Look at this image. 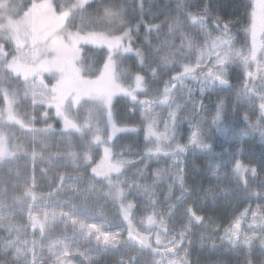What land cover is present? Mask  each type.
I'll return each mask as SVG.
<instances>
[{
  "label": "snow or ice",
  "instance_id": "1",
  "mask_svg": "<svg viewBox=\"0 0 264 264\" xmlns=\"http://www.w3.org/2000/svg\"><path fill=\"white\" fill-rule=\"evenodd\" d=\"M14 3L15 11L10 19L0 21V170H5L0 175V264H82L78 257H83L88 264H93V253L106 252L110 248L122 243L136 248L137 252L148 253L152 256V264H200L197 259H191L193 255V228L192 221L200 225L211 217L196 215L191 207L186 209L188 223L180 224V230L176 229L173 220L169 226L161 219H155L156 213L142 219L140 223L146 224L147 235L136 232L132 227L130 213L134 206L132 203L120 205V213L128 222L127 239H123V232H110L105 230V224L88 223L86 219H78L79 209L86 210V202L90 196L99 191L94 181L104 182L105 195L112 198L113 202L123 201L125 198V186L139 192L140 184L136 180H129L125 176V165L133 162L123 159L120 153H116L113 147L107 146L112 142L118 132L138 131L136 127H118L114 119L115 104L119 96L130 97L133 102L141 106V116L146 121L144 127V140L146 143L154 141L155 147H149L146 155L172 157V166H179L182 172V156L189 148L211 150V144L207 142V136L200 124L206 118L189 125L193 129L186 143H181L178 138L179 120L175 111H170L163 121V132L159 130L160 113L156 111L161 105H171L170 93L172 89L167 86L164 89L163 100L137 99V92L145 88V78L139 73L134 75V87L126 81L132 79L131 73L119 71L114 54H126L133 51L132 29L125 27L127 21V4L125 0H10ZM196 7L195 12L185 11ZM210 0H204L202 5H196L194 0H179L176 5L177 16L168 25V32H178L182 38L181 45H171L174 51L172 57L188 61L180 65L181 71L171 76L166 83L179 82L184 85L186 79L196 81L199 85L201 96L206 91L214 89L217 84L232 87L229 69L238 68L243 75L242 83L236 88L235 100L245 102L248 110L243 119L246 127L238 130L241 138L258 133L261 142H264V0H242L240 15L224 20L215 10ZM48 17V24L37 25L36 14ZM184 18H190L194 24L198 23L199 33L196 40L189 39L185 53L181 31ZM211 20L212 27H209ZM78 21V22H77ZM120 21V23H116ZM248 23L243 28H236L243 22ZM142 21H137L135 28L138 30ZM157 31L160 25L155 26ZM219 33L213 36L212 29ZM235 28V31L233 29ZM54 32L59 39L53 43L49 32ZM243 32L244 42L236 46L237 35ZM128 43H125V42ZM199 45V47H196ZM90 46L103 51L107 49L108 59L104 63L103 71L95 79L88 78L95 69L89 62ZM104 46V47H100ZM139 49L136 56L141 57ZM195 57V63L191 60ZM165 64L169 63V56L162 57ZM175 67L176 65L173 64ZM155 74V69H153ZM54 81L47 82L48 79ZM176 84L173 83V88ZM192 89H189V98ZM29 104L31 113L27 111L21 114V105ZM201 111L204 108L203 101L193 102ZM224 99L216 104V113L211 123L216 125L217 132L227 131L223 128ZM43 109L37 115V110ZM86 111L88 116L85 123H80L81 113ZM235 111V109H234ZM95 114V125L91 119ZM255 115V119H253ZM106 116V124L109 127L106 139L101 135L103 122ZM55 121L60 125L48 121ZM37 123H43L44 127L37 128ZM16 126L27 129L33 135L31 141H21L15 131ZM87 129V131H86ZM87 132H92L91 140H86ZM76 134L82 142L84 151L75 150L74 138ZM58 136L60 141L54 145L55 152L50 151L53 145L44 144L43 141ZM40 145V156L48 152V160L55 169L72 167L73 171L58 172V175L50 183L51 191L47 195H40L39 200L44 202L43 207L33 212L35 203L27 205L28 220L33 229L32 239H28L27 225H19L16 221V208L22 197L16 195L20 185L13 183L12 168L14 161L26 159L29 156L27 149H32L33 162L37 158L36 146ZM102 147V155L99 160H94L91 151L94 147ZM238 149V153H239ZM84 162V163H82ZM91 165V172L78 173L80 167L87 168ZM47 172V169L43 170ZM233 179L236 182V190L242 191L235 205H233V218L223 226L222 242L235 247L247 249L245 264H264V178L260 180L262 185L259 191L251 187L248 172L252 173L254 180L258 175L255 167L249 169L239 159L235 161ZM157 179L158 173L153 174ZM88 178L86 187L81 184ZM140 180L147 179V173H141ZM181 195H186L190 190L184 186V176L179 177ZM58 181V183L56 182ZM27 184V180H25ZM33 185L27 187L23 198L31 197L37 201L38 197L32 191ZM199 185L194 191H198ZM227 191H232L231 189ZM227 194V192L225 193ZM155 195V193H153ZM175 193L169 187L165 193V199L170 200ZM205 195L215 197L211 189L205 190ZM258 203L253 206L252 198ZM199 197H197L198 199ZM179 199V198H178ZM81 200L82 204L75 203ZM159 201H156L158 203ZM246 202V206L239 209V204ZM68 210L65 211L64 209ZM57 209H60L58 212ZM148 211L147 207L141 209ZM57 219L65 224L70 220L72 234L66 232L62 237L43 241L52 235L49 232L51 222ZM208 228L218 231L220 224L209 223ZM155 229V231H153ZM36 230H39L40 239L37 240ZM80 236L84 240H95V248L83 249L81 242L75 237ZM154 238V239H153ZM211 236L200 235L201 248L204 247ZM259 241V259L254 255L253 245ZM215 244L211 245L214 249ZM47 253V256L45 255ZM120 264H136V257L132 256L127 261L123 259ZM205 264H214L208 260Z\"/></svg>",
  "mask_w": 264,
  "mask_h": 264
},
{
  "label": "rangeland",
  "instance_id": "2",
  "mask_svg": "<svg viewBox=\"0 0 264 264\" xmlns=\"http://www.w3.org/2000/svg\"><path fill=\"white\" fill-rule=\"evenodd\" d=\"M232 0H230L231 2ZM229 3V2H228ZM10 3L8 2H0V21L10 19L11 13L15 11V7L9 8ZM239 11L238 7L232 6V9H230L228 15L226 16V19L232 18L234 16L240 15L236 12ZM36 24L39 25H46L48 24V17L43 14H36L35 17ZM192 21V20H191ZM193 22V21H192ZM243 24V23H242ZM240 24V25H242ZM239 25V26H240ZM209 27L211 28V25L209 24ZM199 24L196 23L195 29H194V40H196L197 36L199 35L201 37V43L203 42L202 34L199 33ZM51 35V40L53 43H55L59 37L54 32H49ZM212 35L216 36L219 35L217 31L212 29ZM125 43H128L127 41ZM236 46H241L242 40H240V35L238 34L236 37ZM104 47V46H100ZM196 47H199V45H196ZM188 48V47H187ZM189 49V48H188ZM136 50L133 47V51L131 53L126 54H114V59L117 60V68L119 71H125L128 73H131L132 79L126 81V83H131L134 87V75L139 73L140 75L144 76L145 81V88L143 91L137 92V99H156V100H163L164 98V89L167 86L168 88L172 89L170 95V100L172 101L171 105H161L156 109L158 113H160L159 120V130L163 132V121L165 118L168 117V113L170 111H175L177 113V117L179 120L178 129H179V139L181 143H186L190 132L193 130L189 125V120H192L193 123H197L200 121L201 117L206 118L203 123L200 124V127L203 129L207 136V142L211 144V150L208 149H194L189 148L187 156H182V172L181 168L179 166H172V157H164V156H152L148 157L146 155L147 149L149 147L154 148L155 143L154 141L151 143H146L144 140V127L146 124V121L141 116V106L137 102H133L130 97H124L119 96L118 102L116 103L115 107V113H114V119L117 123L118 127H127L132 128L136 127L138 131L132 132H118L116 136L114 137L112 142H109L107 146L113 147L114 152L120 153L121 157L126 160H130L133 163L130 165L139 164V168L142 169V171L146 170L148 166L153 165V173H158L159 177L162 180V182L165 184L164 191H168L169 187H172V191L175 193V195L170 199L166 200L165 195L161 197L158 203L156 201L154 204H152V207L155 208V219L157 222H159L161 219L164 220L166 224L169 226L172 225L173 220L176 222V229L177 231L180 230V224H187L188 223V215L186 212V209L191 207L195 201H198L197 197L195 196L196 191L193 189V175L199 174L203 170L202 177L207 178V174L211 175H217L218 177H223L227 175L226 166L228 167L229 160L232 161L230 165L231 171L234 168V161L236 159H239L243 164L246 166H250V164H253V162L257 161L260 165V174H259V183H253L254 180L251 179L252 173L248 172V177L251 180V187L257 191H259L262 187L260 184V180L264 178V145L262 146V151L256 152L253 149L252 141L253 135L241 138L238 135V130L245 128L246 125H243V119H240V114L242 111V117L244 113L248 110V105L245 102L242 101H236L235 100V92L233 90H222V89H215L206 91L203 96H201L199 88L200 85L195 81V83L189 82L187 79L185 80V83L183 86L180 85L179 82H173L176 84V87L173 88V83H166L169 81L170 77H167V75L163 74H150L148 63L144 62V55L141 52V57L136 56ZM90 57V63L94 67L95 71L92 74H89L88 78L95 79L97 76L101 74L103 71L104 63L108 59L107 49L104 47L103 51H99L96 49V46H90V51L88 53ZM174 62L177 63V60L175 59ZM188 61L182 62L187 63ZM182 63H179L182 65ZM191 63H195V57L193 56ZM234 68V67H232ZM182 70V69H181ZM181 70H178L179 72ZM176 73H178L176 71ZM175 75V74H174ZM49 83H53L50 78L48 79ZM226 88V86H220ZM189 89H192L191 97L189 98ZM211 97V100H208V97ZM223 98L224 99V106H223V120L224 125H221L223 128L225 125L227 126V131H220L217 132L216 125H213L211 123L212 117L216 113V104L217 102ZM203 101L204 108L201 111L198 107L194 106L193 102ZM30 101L28 104L21 105L19 111L21 114L24 112L31 113V108L29 107ZM133 105V106H132ZM199 109V110H197ZM235 109V111H234ZM43 111V109L37 110V115L39 112ZM88 116V113L86 111H83L81 113V119L80 123H85V119ZM253 119H255V115H253ZM91 122L93 126L95 125V114H93V117L91 119ZM48 123L55 124L57 128L60 127L59 124H57L55 121H48ZM37 128L44 127L43 123H37L35 125ZM19 139L24 142L31 141L32 133L29 132L27 129H21L19 126H16L15 129ZM87 131V129H86ZM109 131V127L106 124V116L104 118L103 122V131L101 133L102 137L106 139L107 133ZM92 132H87V135L85 137L86 140H91ZM80 134H76L74 138V145L75 150L79 152H83L85 149L82 145V142L79 139ZM57 142H61L60 138L58 136L52 137L51 139H46L43 141L44 144L53 145V147L50 149V151L55 152L56 148L54 147ZM102 147L98 146L94 147L91 151V155L93 156L94 160H99L100 156L102 155ZM214 149V150H213ZM229 150L227 152L228 154L225 156L224 153L226 150ZM238 149L240 150L238 153ZM200 150H204L206 152H202ZM29 152V156L26 159H21L18 164L17 161H14L10 167L12 168V172L16 170L18 173L21 169L22 174L29 172L30 173V185H33V177L35 180V189L32 190L37 194V201H33L31 197H27L26 199L22 197L21 193L16 192V195H20L22 197L21 201L18 202L17 208H16V223L19 225H27L28 228V239H32V231L31 223L28 220V208L27 205L30 203H35L36 207L33 208V212H36L38 209L43 207L44 202L39 200L40 195H47L49 191H51L50 183L53 181V178L50 179L49 177L45 175H41L40 173L35 172V167L37 165L42 164V170L47 169L48 171L45 172L47 174L51 173V176L54 178L58 175V172L68 171L72 172L73 169L71 166L68 168H60L55 169L51 167L48 160V152L43 153V158L40 156V145L37 144L36 146V152H37V158L35 162H33L31 157L32 149L29 147L27 149ZM27 163V166L24 165V163ZM84 163V162H82ZM206 163H216V165L208 167L205 164ZM127 165V166H130ZM51 168V170H50ZM126 168V165H125ZM91 165H89L87 168L80 167L77 172L78 173H84L88 172L90 173ZM201 170V171H200ZM193 171H196L193 173ZM171 172V178L170 180L167 179L166 174ZM126 172L125 174H127ZM251 173V174H250ZM148 174V173H147ZM183 174L184 176V186L185 188L189 189L190 191L186 195H181V190L179 187V179L178 177ZM232 180L233 179V171L231 173ZM228 180V179H227ZM231 180V181H232ZM49 182V183H48ZM58 183V181H56ZM48 183V185H46ZM89 183L88 178L85 177V180L81 184V187H86ZM96 183V187L99 189V191L93 193L90 198L86 202V210L84 208L79 209V215L78 219H86V222L88 223H97V224H105V230H108L110 232H123V239H127L128 235V222L123 219V215L120 213V205L123 204L126 206L129 203H132L133 205H138V207H134L133 211L130 213L131 219H132V227L135 230L133 232V235L135 233L141 232L142 235H147V231L145 230L148 226L146 224H141L140 221L142 219L146 220V216L139 214V211L143 208V202L145 200H137L132 195H128L126 193V187H125V198L123 201H116L113 202L112 198L109 196H106L104 193L106 191V188L104 187V182L102 181H94ZM236 183V182H235ZM234 184V183H233ZM236 187V184L235 186ZM149 197V196H148ZM147 197V198H148ZM147 198H145L147 200ZM179 198V199H178ZM258 201L255 197L252 198L251 203L253 206H255ZM75 203L78 205L82 204L81 200H76ZM244 206H246V202H241L239 205V209H242ZM141 208V209H140ZM65 211L68 209L65 208ZM59 212L60 209H57ZM153 213V212H152ZM151 213V214H152ZM150 215V214H149ZM199 215V214H198ZM215 222L213 219L210 221L208 219L205 220V224L200 225L198 222L192 221V225L190 227L193 228V255L191 259L195 262L198 257H196V253H200V251H205L208 246L215 244L220 249L225 250V252H228L230 248H234L232 245L228 244L227 242H222L220 237L223 235V226L219 228L218 231H213L211 228H208L207 225L209 223ZM196 226L199 228H196ZM155 231V229H153ZM49 232L52 234L47 237L43 241L44 244L48 243V240L55 239L57 237H62L65 232L71 236L72 234V224L69 220L67 224L63 220L57 219L56 221L51 222V227L49 228ZM203 234L206 237L211 236L212 239L207 240L205 242V245L203 248H201L200 245V235ZM35 238L37 240L40 239V233L39 230H36V236ZM75 239L79 240L81 242V246L83 249L88 248H95V240L93 238L92 241L84 240L82 237L77 236ZM154 239V238H153ZM253 248L255 249L254 255L259 259V241L256 242L255 245H253ZM236 250H245L246 248L243 247H235ZM47 256V253H45ZM135 256L136 257V264H152L153 257L150 256L148 253H141L137 252L136 248L131 247L130 245L121 244L119 246H115L113 248H110L106 252L99 253L98 256L94 252L93 253V264H120V261L123 259L124 261H127L130 257ZM0 259H4L3 257H0ZM78 260L82 262V264H88L87 261H84L83 257H78ZM50 264V262H49Z\"/></svg>",
  "mask_w": 264,
  "mask_h": 264
},
{
  "label": "trees",
  "instance_id": "3",
  "mask_svg": "<svg viewBox=\"0 0 264 264\" xmlns=\"http://www.w3.org/2000/svg\"><path fill=\"white\" fill-rule=\"evenodd\" d=\"M4 1L10 3L9 8L14 7V3L10 2V0H0V2ZM19 2H23V0H19ZM72 2H75V0H72ZM125 2L127 4V21L125 27H129L132 29V46L135 49H139L143 53L144 62L148 63L149 73L153 74V69H155V75L163 74L165 76L167 75V77H171L176 74V71L179 72L178 70H181V64L179 63H182L184 61L179 60L178 57H172L170 53L175 50L171 47V45L174 44L177 46V48H179L182 42V38L178 32H168L169 23L172 22L178 14L176 5L179 0H125ZM210 2L214 6H216L215 10L222 16L224 20H227L226 16L228 15L230 9H232V6H234V8L238 7L239 11L236 12L237 14H240V12L242 11V9H240L242 0H232L231 2L230 0H210ZM194 3L196 5H202L204 3V0H194ZM185 11L195 12L196 7L185 9ZM138 20L142 22L137 30L135 26ZM182 20L183 27L181 28V31L185 33V36L183 37L184 51L185 53H187L188 51H190L187 48L189 39L195 41L194 29L196 24H194L190 18L182 17ZM208 23L211 25V20H209ZM247 23L248 22L245 21L240 26L236 25V28H243ZM156 25H160L159 31H157L155 27ZM233 31H235V28L233 29ZM239 35L240 40H242L243 43V32H240ZM166 55L169 56V63L167 64H165L164 60L162 59V57ZM175 59L177 60V63L174 62ZM173 64H175L176 66L174 67ZM115 107H117L116 104ZM188 151L184 154L185 156H187ZM227 154L228 153H224L225 156ZM17 162L18 164L21 163L19 161ZM231 163L232 161L229 160L228 167L226 166V164L224 165L227 171V175L225 176L226 179L211 174H207V178H204L201 176V172L203 170H200L201 172H199V174H195V177L193 179L195 188L199 185L201 186L197 191L198 193L195 195L199 198L198 201H195L193 203V211L196 215L199 214L206 218L211 217L215 221V223L220 224L221 226L226 225L233 218V205L236 204L239 197L243 194L242 191L236 190V187H234L236 183L232 180V176L230 174ZM24 165L29 167L26 162L24 163ZM138 165L139 164L130 166L126 165V172L128 173L125 174V176L128 177L130 181L136 180L140 184L139 192L133 190L132 194L128 195H132L139 201L145 200L143 202V208L147 207L148 211L144 212L142 210L139 211L138 209V212L139 214L146 216L155 211V208L152 207V204H154L155 201H159L161 197L164 196L167 192L164 191L165 184L160 179L164 176L159 177L158 179L154 177V173L152 172L154 168L153 165L148 166L144 171H142V169H140V166ZM205 165L211 167L216 165V163H206ZM22 168L24 167L20 168L19 173L14 170L9 175H12V177L14 178L13 183H19L20 187L17 192L21 193L23 197L25 189L32 185H30L29 181L30 173L26 172L22 174ZM4 171L5 170H0V175H4ZM35 172L38 174L40 173L41 175L48 176L49 181L51 178L54 179V176L52 177L51 173L47 174L42 170V164H38L37 167H35ZM142 172L148 173L147 179H139ZM171 175L172 173L169 175L168 173L166 174L168 180H170ZM25 180H27V184H25ZM48 183L46 185H48ZM2 187L3 186L0 185V188ZM125 187L126 193H128L129 189L127 188V186ZM34 189L35 188L32 187V190ZM206 189H211L214 193H216L215 197L206 196ZM229 189H231L232 191H227ZM226 192L227 194H225ZM153 193H155V195H153ZM145 198H147V200ZM201 199L203 200L202 202L200 201ZM134 206L136 205L134 204ZM198 227L196 226V228ZM246 252L247 251L245 250H236L234 248H230L228 252H225V250L220 249L218 246L212 249L210 245L205 251L196 253V257H198L200 264H205V262L208 260L213 261L214 264H245V261L247 259Z\"/></svg>",
  "mask_w": 264,
  "mask_h": 264
},
{
  "label": "flooded vegetation",
  "instance_id": "4",
  "mask_svg": "<svg viewBox=\"0 0 264 264\" xmlns=\"http://www.w3.org/2000/svg\"><path fill=\"white\" fill-rule=\"evenodd\" d=\"M248 22V21H247ZM228 78H229V80H230V83H231V85H232V87H226V88H222V87H220V86H222V85H219V84H217V86H216V88L217 89H222V90H224V91H226V90H233L234 92H236V88L242 83V81H243V75H242V72L238 69V68H230L229 69V76H228ZM189 82H191V84L192 83H195V81H193V80H191V79H187ZM215 89V88H214ZM216 90V89H215ZM210 92V91H209ZM234 96H235V94H234ZM208 100H211V97L209 96L208 98H207ZM205 105V104H204ZM197 110H199V109H197ZM240 119H243V117H242V111H241V114H240ZM243 125H246V122H245V120L243 119ZM253 140H251L252 141V146H253V150L254 151H256V152H261L262 151V146L264 145V142H261V139H260V137H259V134L258 133H256V134H253ZM214 150V149H213ZM200 151H202V152H204V150H200ZM227 152H229V150L227 149L226 150V152L225 153H227ZM237 160V159H236ZM253 167H255L256 169H257V172H258V175L256 176V178L254 179V181H253V183H259V174H260V165H259V163L257 162V161H255V162H253V164H250V166H249V168H253ZM196 171H193V173H195ZM201 173H203V171L201 172ZM193 177H195V174L193 175ZM194 179V178H193ZM193 188L195 189V185H194V181H193ZM198 192L196 191V194H197ZM201 202L203 201L202 199L200 200Z\"/></svg>",
  "mask_w": 264,
  "mask_h": 264
},
{
  "label": "clouds",
  "instance_id": "5",
  "mask_svg": "<svg viewBox=\"0 0 264 264\" xmlns=\"http://www.w3.org/2000/svg\"><path fill=\"white\" fill-rule=\"evenodd\" d=\"M117 23H120V21H117Z\"/></svg>",
  "mask_w": 264,
  "mask_h": 264
}]
</instances>
